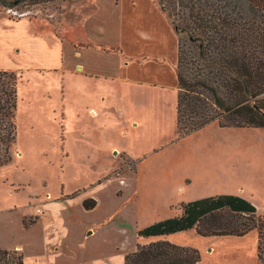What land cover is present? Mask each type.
I'll return each instance as SVG.
<instances>
[{
    "label": "rangeland",
    "instance_id": "obj_1",
    "mask_svg": "<svg viewBox=\"0 0 264 264\" xmlns=\"http://www.w3.org/2000/svg\"><path fill=\"white\" fill-rule=\"evenodd\" d=\"M97 1L0 0V69L19 76L17 140L12 159L0 168V207L23 204L36 191L44 195L46 181L61 193L62 183L70 191L91 187L97 178L103 187L97 192L105 199L97 223L105 214L111 216L104 229L97 226V236L81 241L83 264H124L127 252L139 242L151 241L138 237L140 227L179 215L189 200L241 195L264 217V127H222L211 122L181 133L176 126L177 87L147 84L126 89L136 99L122 102L128 111L124 117L115 114L117 127L100 124L97 51H81L97 48ZM137 1L143 8L153 2L161 8L159 0ZM21 22L32 25L36 33L53 29L66 48L69 42L75 47L71 60L77 61L81 51V62L13 65L11 60L20 54ZM179 38L185 43V35ZM107 117L113 123L112 116ZM8 179L29 183L18 191ZM33 220L28 217L25 222ZM19 225L12 217L0 218V243L20 238L27 242L28 237L18 233ZM173 241L198 247L201 264H264V242L259 246L257 230L244 236L204 237L193 228L175 234ZM24 248L25 264L50 262L47 251L33 242Z\"/></svg>",
    "mask_w": 264,
    "mask_h": 264
},
{
    "label": "trees",
    "instance_id": "obj_2",
    "mask_svg": "<svg viewBox=\"0 0 264 264\" xmlns=\"http://www.w3.org/2000/svg\"><path fill=\"white\" fill-rule=\"evenodd\" d=\"M159 3L179 37H186V47L179 38L176 65L178 131L211 122L264 127V0ZM18 79L15 71L0 70V168L12 159L17 140ZM94 205L84 202L87 209ZM193 228L204 237L257 230L259 246L264 242V217L257 206L244 196L221 193L184 202L181 214L140 228L138 237L153 239L127 252L124 264H201L198 247L160 238ZM0 264H25V253L0 247Z\"/></svg>",
    "mask_w": 264,
    "mask_h": 264
},
{
    "label": "crops",
    "instance_id": "obj_3",
    "mask_svg": "<svg viewBox=\"0 0 264 264\" xmlns=\"http://www.w3.org/2000/svg\"><path fill=\"white\" fill-rule=\"evenodd\" d=\"M129 2L97 1V48L89 46L81 50L84 52L91 48L97 51L98 120L100 124L109 123L114 127H117L115 114L124 117L128 111L127 108L123 109L122 102H128L131 97L136 99L135 94L126 93L127 88L133 90L144 84L177 87L178 33L165 17L163 9L154 2L144 8L141 6L142 1ZM19 25L23 29L17 33L20 54L11 60L13 65H38L37 62H41L42 65L62 66L81 62V51H77L80 55L77 61L71 60L69 56L74 54L75 47L69 42L66 48L63 39L53 29L49 31L46 28L42 34L36 33L30 24L21 22ZM139 102L142 100L139 99ZM107 115L112 116L113 123ZM99 132L98 128L97 133ZM87 157L90 160L94 155L92 158L91 155ZM7 181L13 183V188L18 191L25 189L22 186L29 183ZM30 182L36 183V180L31 179ZM101 183L96 178L91 187L82 185L71 188L70 191L65 190V183H62V191L58 193L54 185L46 181L43 188L47 191L44 195L36 191L23 204L0 207V218L16 219L17 224H20L19 235L28 237V240L25 238L27 242L22 238L8 240L0 243V247L21 249L25 253L24 246L33 242L47 251L50 257L48 264H83L85 242L81 241L89 236H97V226L104 229L111 216L107 213L97 223V212L103 211L105 205V199L97 192L102 187ZM115 190L116 188L113 189V195ZM89 199H94L95 205L87 209L84 202ZM39 208L40 211L37 212ZM28 217H33L34 220L26 223L25 219ZM177 233L162 235L160 238L173 241V236Z\"/></svg>",
    "mask_w": 264,
    "mask_h": 264
},
{
    "label": "built area",
    "instance_id": "obj_4",
    "mask_svg": "<svg viewBox=\"0 0 264 264\" xmlns=\"http://www.w3.org/2000/svg\"><path fill=\"white\" fill-rule=\"evenodd\" d=\"M38 210H40V209H38Z\"/></svg>",
    "mask_w": 264,
    "mask_h": 264
}]
</instances>
